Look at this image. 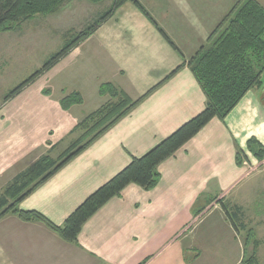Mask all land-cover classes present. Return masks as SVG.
Returning <instances> with one entry per match:
<instances>
[{"label": "crops", "instance_id": "obj_1", "mask_svg": "<svg viewBox=\"0 0 264 264\" xmlns=\"http://www.w3.org/2000/svg\"><path fill=\"white\" fill-rule=\"evenodd\" d=\"M139 1L185 60L208 43L238 2ZM184 57L134 3L117 9L50 71L63 69L71 77L82 68L93 70L94 76L87 79L104 102L107 96L99 94V87L106 82L134 101L149 94L20 204L62 225L84 198L124 168L132 156L143 155L201 112L206 96L190 68L184 66L169 77ZM106 71L111 75L103 79L101 72ZM62 88L66 95L80 91L84 97L80 106L86 103L81 87H72L69 93ZM263 93L264 87L250 89L224 120L214 118L163 161L155 188L128 185L85 223L78 243L63 240L41 222L24 221L15 213L5 215L0 219V264H141L145 260L146 264H240L245 255L244 231L235 229L222 204L246 210L245 196L234 192L257 167L264 166L248 149L251 138L264 146ZM2 133L9 134L0 132V153L4 154L14 139ZM239 149L245 154L241 163ZM64 196H69L70 207L62 203ZM199 200L206 201L203 207L209 204L202 214L196 213L194 205ZM245 215L251 221L252 214L245 211Z\"/></svg>", "mask_w": 264, "mask_h": 264}, {"label": "trees", "instance_id": "obj_2", "mask_svg": "<svg viewBox=\"0 0 264 264\" xmlns=\"http://www.w3.org/2000/svg\"><path fill=\"white\" fill-rule=\"evenodd\" d=\"M69 1L71 0H0V31L7 25L21 23L36 14L54 13ZM87 1L99 4L106 0ZM126 2L134 3L154 23L172 47L184 57L179 47L139 0H113L111 6L101 12L94 22L93 18L91 24L87 23L86 28L77 33L76 37L68 41L60 51L53 54L45 65L21 84L13 94L54 68L74 48L93 35ZM184 66L190 68L206 96V105L201 112L143 155L132 156L123 169L91 193L62 225L56 224L37 210L21 209L20 203L37 187L82 153L149 94L134 101L115 84L102 83L99 94L109 96L111 100L105 101L75 126L74 130L81 129L83 134L58 158L49 154L42 155L24 171L18 173L5 189H0V219L9 213H15L24 221H38L45 224L65 241L78 243V237L85 223L111 199L121 195L128 185L136 184L145 190L155 188L160 181L158 168L163 161L175 155L214 118L224 120L250 89L264 87V5L258 0H238L212 32L208 43L202 45L189 60H185L184 57L182 65L169 77ZM83 103L84 97L78 90L70 92L60 100L63 110H69L74 105ZM248 149L258 160L264 161V146L256 138L248 141ZM244 158L243 150L239 149L238 163ZM222 206L235 229L238 232L244 231L245 255L240 264H261L257 256L261 242L255 232L247 228L243 218V207L239 205L228 207L225 204ZM204 210L205 208L200 212ZM146 263L147 260L141 264Z\"/></svg>", "mask_w": 264, "mask_h": 264}, {"label": "rangeland", "instance_id": "obj_3", "mask_svg": "<svg viewBox=\"0 0 264 264\" xmlns=\"http://www.w3.org/2000/svg\"><path fill=\"white\" fill-rule=\"evenodd\" d=\"M258 1L264 5V0ZM112 3L113 0L99 4L87 0H71L54 13L36 14L26 21L12 23L1 29L0 132L7 131L6 134L9 135L2 134L6 137L12 134L14 139L9 150L4 154L0 153L1 190L42 155L49 154L58 158L83 134L81 129L74 130L75 126L91 114L99 103H104L103 99H99L97 93H94L95 88L87 79L89 76H94L95 72L85 68V70L83 68L77 70L71 77L66 76L63 69L47 71L17 93H13L41 69L53 54L60 51L68 41L76 37L77 33L91 24L93 18L94 22ZM104 65H107L105 61L103 67ZM101 73L103 79L111 75L109 71ZM63 86L68 88L67 93L72 87H81L86 93V103L64 111L60 105V100L66 95ZM262 97L264 100V93ZM107 100H111L109 96ZM21 136L22 138H18ZM257 168L258 171L248 179H244L240 183L241 187L234 193L238 192L237 194L242 197L245 196L246 210L243 218L247 228L256 232L257 238L262 240L258 256L260 263L264 264V166L260 165ZM57 202L60 203L59 200ZM205 202L199 200L194 203L198 209L196 213L202 214L200 211L209 206L208 204L203 207L202 204ZM62 203L65 207H70L69 196H64ZM27 206V204L19 205L21 209ZM245 211L247 214H252L249 222ZM194 223L195 221L192 224ZM205 224L206 222L203 226ZM190 227L191 225L184 231ZM251 249L252 247L249 248Z\"/></svg>", "mask_w": 264, "mask_h": 264}]
</instances>
